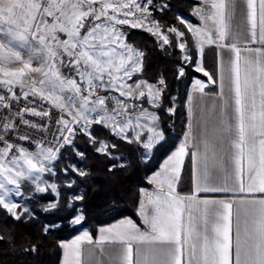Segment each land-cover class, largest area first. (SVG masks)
Returning a JSON list of instances; mask_svg holds the SVG:
<instances>
[{"label": "snow or ice", "instance_id": "6c2138e0", "mask_svg": "<svg viewBox=\"0 0 264 264\" xmlns=\"http://www.w3.org/2000/svg\"><path fill=\"white\" fill-rule=\"evenodd\" d=\"M206 2L210 3L211 12L207 16L196 12L204 21L203 27L189 25L188 30L196 36L201 54L204 43L215 44L230 37L231 43L219 46L233 55L221 63L220 91L216 94L220 104L213 103L208 109L218 121L216 141L210 144L207 139L205 121V132L194 145V169L198 163L203 167V172L195 176V192L264 195V48L252 49L246 43L249 35L255 41L258 32V39L264 44V0H258V10L257 0H244L250 25L247 32L230 31L237 0ZM150 4L151 0L143 6L138 0H0V84L10 93V97L0 95V107L8 109L7 100L20 99L15 92L19 87L24 99L39 96L71 117L66 120L61 115L56 121L59 136L54 137L55 143L44 146L41 141L38 151L11 143L8 136L18 127L16 119L28 125L23 119L26 113L48 117L49 112L27 108L4 118L0 126V207L16 221L29 214V210H20L18 203L8 199L13 189L7 186H14L16 196L22 195L21 188L27 181L34 185L31 191L35 193L55 191L57 186L43 180L42 174H52L50 162L58 161L60 153L74 145L77 128L89 135L91 143L99 144L96 150L105 155L115 145L91 137L93 124L107 127L126 140L130 133H135L133 139L148 150L165 139L154 113L121 99L138 101L147 96L149 103L159 106L162 88L146 81L127 83L134 73L143 71L144 54L128 45L120 30L121 25L128 24L144 27L151 15ZM152 24L156 28L153 34L161 35L163 44H168V36L161 32L159 23ZM147 30L152 32L153 28ZM167 31L184 36L175 28ZM60 34L66 38L61 40ZM178 47L185 50L186 44L179 43ZM183 58L190 59L187 55ZM34 60L39 62L38 66H33ZM13 63L21 66L8 67ZM29 79L30 88L24 90ZM158 83L164 85L163 79ZM196 85L203 92L205 85L200 81ZM145 87L147 92L141 91ZM102 90L105 95L100 94ZM113 91L119 97L113 96ZM186 147L187 143L182 144L171 158V166H164L166 179L156 173L153 182L158 190L148 194L146 203H141L147 229L142 231L126 221L121 222L128 226L123 231L105 230L115 231L111 243L119 246L111 264H264V198L213 200L178 194L174 180L179 178ZM114 167L111 165L108 170ZM64 170L75 171L80 177L88 175L78 168ZM217 180L222 181L219 186L215 184ZM234 204L237 208L233 234ZM56 206L49 203L45 210ZM75 222L79 223V218ZM84 240L91 243V237L85 235L73 244L62 245L67 250L65 264H81L80 244Z\"/></svg>", "mask_w": 264, "mask_h": 264}, {"label": "trees", "instance_id": "16d2710c", "mask_svg": "<svg viewBox=\"0 0 264 264\" xmlns=\"http://www.w3.org/2000/svg\"><path fill=\"white\" fill-rule=\"evenodd\" d=\"M159 1L160 8L153 9L155 18L164 26L183 30L189 60L183 58L184 51L178 47L174 37H171L170 43L161 45L155 36L142 28L125 26L124 32L126 41L144 54L143 71L137 75L152 82L164 81L159 106L147 102L144 105L157 111L165 139L148 154L141 143L135 140L129 142L111 133L109 128L93 124L91 137L115 145V148H109V155H105L96 150L99 144L91 143L89 135L78 128L74 145L60 153L55 173L50 174L58 185L59 194L35 193L29 197L27 201L31 209L20 221L0 207V236L4 237L0 240V264H59L61 241L71 238L83 228L88 227L95 232L98 226L124 216L140 222V190L150 185L149 175L185 133L189 87L192 79L200 75L194 68L199 56L195 37L181 21V16H187L193 22L199 21L193 14V5L197 0ZM203 63L215 77L217 57L214 47L203 49ZM64 73L68 74V70ZM79 153H83V157ZM111 165L116 167L109 171ZM66 167L84 170L88 175L80 177L75 171L65 172ZM187 176L186 162L182 180ZM49 203L57 206L45 210ZM79 212L83 217L76 223L74 218ZM46 226H49L47 231ZM33 247L35 251L24 250Z\"/></svg>", "mask_w": 264, "mask_h": 264}, {"label": "crops", "instance_id": "0c3cea01", "mask_svg": "<svg viewBox=\"0 0 264 264\" xmlns=\"http://www.w3.org/2000/svg\"><path fill=\"white\" fill-rule=\"evenodd\" d=\"M197 8L196 12L200 11L201 15L207 16L211 12V5L210 3L206 2V0H197ZM238 8L233 16V19L231 21L230 31H244L247 32L250 25L247 23L246 19V5L244 4V0H237ZM257 10H258V0H257ZM197 15V14H196ZM198 22H194L192 24L193 27L200 28L203 27L204 21L201 19L200 15H197ZM210 23V22H209ZM194 35V34H193ZM126 36V35H125ZM259 33L257 32V39L255 41L251 40V37L249 35V39L246 42L247 46L256 49V48H264V44H262L258 39ZM198 52H199V45L198 40L196 36L194 35ZM231 38H227L223 42H217L215 44H207L204 43L203 49L207 46H212L216 49V57H217V74L215 77H194L192 79V82L189 87L188 97H187V112H188V124L187 129L185 133L183 134L182 138L176 145V147L170 151L161 161L159 167L152 172L148 177V182L150 183L147 187H142L140 190V203L138 207V215L140 222H137L134 218L130 216H124L121 218H118L110 223L102 224L98 226L97 230L93 232L90 228L85 227L80 232L75 234L69 239H64L61 241V247L65 244H73L75 241L78 240V238L84 237L85 235L91 237V243H89L87 240H84L80 244V250H81V264H97V262H100V264H111V258H114L118 255L116 249L119 247L118 245H114L111 243V240L113 239L115 235V231L112 233H109L105 230L107 229H114L123 231L127 229L126 221H131L134 225H136L137 228L140 230H146L147 225L144 223V219L141 215L140 208L141 203L147 202V196L148 194L154 193L158 190V185L153 182V178L155 177L156 173H161V179H166V176L164 175V166L168 164L171 166L172 160L171 158L174 156V154L179 150L180 146L182 144L187 143L186 147V154L183 157V164L180 166V175L179 178L174 180L176 192L180 195H195L197 199H213V200H236L240 198H255L260 199L264 198V195L260 193H204V192H195V176L199 175L203 172L202 164L198 163L195 166L193 165V159H192V153L193 151H196L194 145L202 138L204 132H205V121L206 123V129H207V139L209 140L210 144L215 143L216 137L218 136V121L215 118V114H210L208 112V109L211 108L213 103H216L217 106H219L220 101L217 98L216 94L220 91V71H221V63L222 61H227L233 54L230 53L227 49L221 48L219 45L221 43L227 44L231 43ZM128 43V42H127ZM132 46V44H131ZM243 46V45H241ZM134 47V46H133ZM136 49V48H135ZM245 56H247L250 59H255V56H249L248 53H243ZM25 57L27 56V53H22ZM38 61H33V66H38ZM13 68L20 67L21 65L18 63L14 64ZM140 72L134 73L132 79L128 80V84H135L139 81H146L148 84H153L149 80H147L144 77L138 76ZM65 75H68L64 73ZM211 78V79H210ZM200 81L202 84L205 85L203 92H200L197 90L196 82ZM31 81L26 80V86L25 88H30ZM145 88L141 89V91H144ZM101 95H105L106 93L103 92V90L100 93ZM118 93L113 91L112 95L115 96ZM145 99H148L147 96L142 98V102L145 101ZM160 100V97H159ZM50 102V101H49ZM140 104L139 108L146 109L148 112L154 113L158 117V124L159 127L162 129L160 124V119L158 116V113L152 109L151 107L145 106L144 103ZM53 104L52 102H50ZM147 103L149 105H153L152 103H149L147 100ZM159 103V101H158ZM54 105V104H53ZM155 106V105H153ZM111 107V104H110ZM218 111V109H217ZM110 130V129H109ZM111 131V130H110ZM190 133V135H189ZM114 134V133H113ZM115 135V134H114ZM135 133L129 134V139L127 140H134ZM117 136V135H116ZM165 136V134H164ZM120 137V136H118ZM122 138V137H121ZM142 144V143H141ZM143 145V144H142ZM157 144H154L153 148L147 150L148 154H151L153 149L155 148ZM187 162V171L188 176L185 180H182V176L184 174V170L186 167ZM222 183V181L217 180L215 181V184L219 186V184ZM245 187H247V175H245ZM164 191H167V185L164 186ZM237 205H233V234L235 232V213H236ZM149 211H151V208H149ZM134 249L136 247L135 243L133 245ZM103 250V251H102ZM66 249L62 247V253L61 258L59 261V264H65L66 259Z\"/></svg>", "mask_w": 264, "mask_h": 264}, {"label": "built area", "instance_id": "2783aa9c", "mask_svg": "<svg viewBox=\"0 0 264 264\" xmlns=\"http://www.w3.org/2000/svg\"><path fill=\"white\" fill-rule=\"evenodd\" d=\"M24 90H29V88H25ZM15 92L20 99L7 100V103L10 104V108L8 109L0 107V126H2L5 117H9L27 108H34L37 112L47 111L49 112V116L43 117L26 113L23 119L29 122L28 125L21 124L19 119H16L15 122L18 127L9 134V142L21 144L27 148L38 146L41 141H44V146L53 145L55 143L54 137L59 136L57 131L59 125H57L56 121L61 118V115H64L65 119V113H62L59 108L55 107L48 100H42L39 96L29 95L27 99H24L19 87L15 88ZM0 95L10 97V93L7 92V89L2 84H0ZM115 96L119 97V95ZM121 99L125 98L121 97ZM127 102L129 105L133 103L137 104L138 108L140 106V100H127ZM29 125H35V127H30ZM0 134H2V132H0ZM19 136H27L29 140H19Z\"/></svg>", "mask_w": 264, "mask_h": 264}, {"label": "rangeland", "instance_id": "374dc122", "mask_svg": "<svg viewBox=\"0 0 264 264\" xmlns=\"http://www.w3.org/2000/svg\"><path fill=\"white\" fill-rule=\"evenodd\" d=\"M138 2L141 4V6H143V5L146 3V0H138ZM197 4H198V1H197L196 4L193 5V14L195 15V17H197V15H196ZM160 6H161V1L158 0V1L156 2L155 0H151V4L149 5V12H150L151 15L149 16V18H148L147 21H144V24H145L144 27H137V28H142V29L148 31L147 29H148L149 27H152V28H153V31L150 32V33H151L153 36H155V38L159 41V43H160L161 45H164L163 42H162V36H161V35H154V34H153V33L156 32V28L153 27L152 22L155 21V22H158V23H159V26H160V30H161V32H162L164 35H167V36H168L169 43H170V41H171V37H172V38L174 37V38L178 41L177 45H178L179 43H185V44H186V40H185L184 36H183V37H178V36L176 35V33H172V32H168V31H167V30L170 29V28H175V29H177L178 32H183V30H181V29H179V28H176V27H173V26H164V25H162V23H160V22L155 18V15L153 14V9H159ZM133 11H135V10L133 9ZM136 16L139 17V13H136ZM121 18H124V17L122 16ZM128 19L133 20L132 17H128ZM181 21L184 22V24L186 25L187 28L189 27V25L192 26V24L194 23V22H193L189 17H187V16H181ZM133 22H135V21L133 20ZM125 26H130V27H131V25L128 24V25H121V26H120V30H121L124 34H125V32H124V27H125ZM148 32H149V31H148ZM183 33H184V32H183ZM65 38H66V36H65L64 34H60V39H61V40L65 39ZM125 42L127 43L126 40H125ZM127 44H128V45H131L130 43H127ZM132 46H134V45H132ZM134 48H136L138 51H140L137 47L134 46ZM183 51H184V56H185V55L189 56V54H187V52H186V49L183 50ZM140 52H141V51H140ZM198 55H199V56H198V59H197V61H196L195 67H194V68L200 73V75H198V77H209V76L212 77L211 73H210V72L204 67V63H203V53L201 54L200 50H199V52H198ZM188 60H189V59H188ZM14 64H15V63L10 64V65H8V67L13 68V66H15ZM200 67L203 68V71L198 70ZM205 73H207L208 75H205ZM195 77H196V76H195ZM147 80H148V79H147ZM150 82H152V81H150ZM152 83H153L152 85H155V86H157L158 88H162V89L164 88V85L161 86V85H159V83H157V82H152ZM144 91L147 92V87H145V90H144ZM117 95H119V93H118ZM160 96H161V95H160ZM124 98L127 99V100H131V99H128V98H126V97H124ZM147 100H148V99H145L144 102H147ZM158 101H159V100H158ZM141 102H142V98L140 99V104H141ZM144 102H142V103H144ZM152 109H153V108H152ZM154 110H155V109H154ZM155 111H156V110H155ZM156 112H157V111H156ZM158 116H159V115H158ZM65 119H66V120H70L71 117H69V116L65 113ZM77 129H78V128H77ZM111 133H112V132H111ZM86 134H87V133H86ZM29 150H31V151H38L39 148H38V146H34V147H32V148H29ZM55 163H56V161H52V162H50V164H49V166L52 167V169H53L52 174L55 173ZM42 178H43V180L47 181V183H49V184H55V185L57 186L55 191H51V190H49V191H46V192H52V193H54L55 195H58V194H59V188H58V185H57V183L51 178L50 174H49V173H44V174H42ZM7 187L13 189V191L9 193L8 199L11 200V201H13V202L18 203V204L20 205V210H22L23 208H27V209L30 211V209H31L30 206H31V205H30V203L27 201V199L35 194V192L31 191V189L34 187V185H32V183H31V181H27V182L25 183V185L21 188V193H22L21 196H16V195H15L14 186H12V185H8ZM2 191H3V190H0V194H2ZM46 192H44V193H46ZM82 217H83V214H82L81 212H79V213L75 216L74 221H76V220L79 218V222H80V221L82 220Z\"/></svg>", "mask_w": 264, "mask_h": 264}]
</instances>
